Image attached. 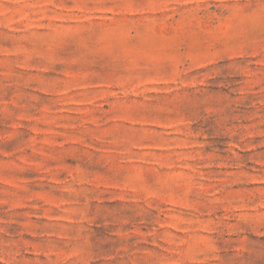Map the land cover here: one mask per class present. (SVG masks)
Returning a JSON list of instances; mask_svg holds the SVG:
<instances>
[{
    "label": "rangeland",
    "instance_id": "obj_1",
    "mask_svg": "<svg viewBox=\"0 0 264 264\" xmlns=\"http://www.w3.org/2000/svg\"><path fill=\"white\" fill-rule=\"evenodd\" d=\"M0 264H264V0H0Z\"/></svg>",
    "mask_w": 264,
    "mask_h": 264
}]
</instances>
